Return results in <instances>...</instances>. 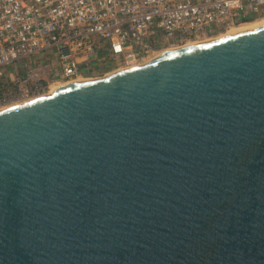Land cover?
<instances>
[{
	"label": "water",
	"instance_id": "95a60500",
	"mask_svg": "<svg viewBox=\"0 0 264 264\" xmlns=\"http://www.w3.org/2000/svg\"><path fill=\"white\" fill-rule=\"evenodd\" d=\"M0 264H264V25L0 109Z\"/></svg>",
	"mask_w": 264,
	"mask_h": 264
},
{
	"label": "built area",
	"instance_id": "2783aa9c",
	"mask_svg": "<svg viewBox=\"0 0 264 264\" xmlns=\"http://www.w3.org/2000/svg\"><path fill=\"white\" fill-rule=\"evenodd\" d=\"M264 16V0H0V109Z\"/></svg>",
	"mask_w": 264,
	"mask_h": 264
},
{
	"label": "bare ground",
	"instance_id": "6f19581e",
	"mask_svg": "<svg viewBox=\"0 0 264 264\" xmlns=\"http://www.w3.org/2000/svg\"><path fill=\"white\" fill-rule=\"evenodd\" d=\"M264 25V16L260 19H257V20H253V21H249V22H246V23H242V24H239V25H235L233 26L232 28L229 29L228 32L226 33H223L215 38H207V39H203V40H194V41H190L187 43L186 46L188 45H197V44H202V43H206V42H209V41H212V40H215V39H219V38H222L224 35L226 34H231V33H236V32H240L244 29H254L258 26H263ZM158 57V56H157ZM148 63V62H147ZM83 79H77L75 80V82H80L82 81ZM59 84H62V83H59ZM68 85V84H67ZM67 85H61V86H58L55 87L53 90H51L50 92H48L47 94L45 95H49V94H52L54 93V91H56L57 89L61 88V87H66ZM35 99V98H34Z\"/></svg>",
	"mask_w": 264,
	"mask_h": 264
},
{
	"label": "rangeland",
	"instance_id": "374dc122",
	"mask_svg": "<svg viewBox=\"0 0 264 264\" xmlns=\"http://www.w3.org/2000/svg\"><path fill=\"white\" fill-rule=\"evenodd\" d=\"M262 18V17H261ZM217 36H219V34H216V35H214V36H210V38H215V37H217ZM58 86H61L62 84H57ZM64 86H65V84H63ZM55 87H57L56 85H55ZM55 87H53V89L55 88Z\"/></svg>",
	"mask_w": 264,
	"mask_h": 264
}]
</instances>
